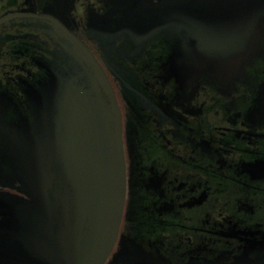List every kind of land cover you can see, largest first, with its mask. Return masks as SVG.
Instances as JSON below:
<instances>
[{
  "label": "flooded vegetation",
  "instance_id": "flooded-vegetation-1",
  "mask_svg": "<svg viewBox=\"0 0 264 264\" xmlns=\"http://www.w3.org/2000/svg\"><path fill=\"white\" fill-rule=\"evenodd\" d=\"M250 5L0 0V264H264V0ZM247 15L256 39L226 75L213 62ZM118 141L113 237L116 205L92 188Z\"/></svg>",
  "mask_w": 264,
  "mask_h": 264
},
{
  "label": "water",
  "instance_id": "water-1",
  "mask_svg": "<svg viewBox=\"0 0 264 264\" xmlns=\"http://www.w3.org/2000/svg\"><path fill=\"white\" fill-rule=\"evenodd\" d=\"M253 0H246V8H253L250 5V2ZM247 28L245 31L242 32L243 38L241 42L243 43L240 47H231L229 52L230 60L229 62H223L226 58V55L224 58H222L221 61L215 60L213 63H215V66H219L220 69L223 67L224 70L220 72L228 74V72L238 64V62L243 59L244 57L247 56L248 52L251 49L253 41L256 39L255 37V29L253 23L250 21L254 20L256 18V15H247ZM250 22V23H249ZM212 62V61H210ZM213 63L205 62L199 65L202 66V69L199 70V72L206 73V74H213ZM118 146V158H117V164H113L112 170L109 172L102 170L101 173H98L101 176L102 180V187L98 183L96 185V182L93 185V192L92 194L94 195V201L98 203V205L104 207L108 203L111 205H116V216L114 219V230H113V237L116 233L119 221H120V216H121V211H122V206H123V201H124V167H123V161H122V153H121V143L120 141L117 142ZM113 162H116L114 160ZM103 163V169L106 167V162L104 159L102 160ZM95 171V170H94ZM96 175V173H93ZM112 177V180H111ZM111 188V189H110Z\"/></svg>",
  "mask_w": 264,
  "mask_h": 264
}]
</instances>
